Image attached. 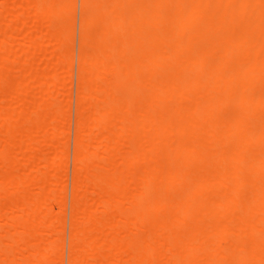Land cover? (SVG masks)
Segmentation results:
<instances>
[{
  "label": "bare ground",
  "instance_id": "1",
  "mask_svg": "<svg viewBox=\"0 0 264 264\" xmlns=\"http://www.w3.org/2000/svg\"><path fill=\"white\" fill-rule=\"evenodd\" d=\"M72 3L0 0V264L62 261ZM72 153L67 264H264V0H81Z\"/></svg>",
  "mask_w": 264,
  "mask_h": 264
},
{
  "label": "rangeland",
  "instance_id": "2",
  "mask_svg": "<svg viewBox=\"0 0 264 264\" xmlns=\"http://www.w3.org/2000/svg\"><path fill=\"white\" fill-rule=\"evenodd\" d=\"M72 14V15H71ZM70 14V25H71V50L73 56L71 70V78L68 81V107H67V119H66V136L64 139L65 150H67V163L65 165V172L63 179L64 183V193L63 198L65 200L63 220L65 222V229L62 231L61 243H60V252L62 255V261L60 264H67V255H68V241H69V215H70V196H71V176H72V155H73V135H74V126H75V96L77 89V55L79 49V22L81 15V0H73L71 6ZM70 97V98H69ZM54 210L58 211V208L54 206Z\"/></svg>",
  "mask_w": 264,
  "mask_h": 264
}]
</instances>
